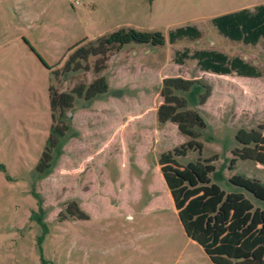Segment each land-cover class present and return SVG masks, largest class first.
Here are the masks:
<instances>
[{
	"label": "rangeland",
	"instance_id": "374dc122",
	"mask_svg": "<svg viewBox=\"0 0 264 264\" xmlns=\"http://www.w3.org/2000/svg\"><path fill=\"white\" fill-rule=\"evenodd\" d=\"M261 4L264 0H0V264H41L39 236L45 264H213L185 235L159 170L162 154L191 140L173 125L157 123L159 89L167 77L209 87L202 104L198 86L183 95L206 129L194 140L200 151L195 147L177 157L179 166L208 161L221 175L211 180L225 191L235 189L227 183L235 174L264 184V165L236 158L228 169L232 151L241 149L238 130L264 135V47L261 41L233 42L211 24L216 16ZM185 26H195L200 38L168 44V32ZM122 28L160 32L166 43H129L112 51L100 72L92 58L62 75L75 45ZM184 49L240 58L260 76L213 75L189 59L174 63L175 52ZM101 76L108 91L91 101L75 98L67 112L68 132L48 150V172L37 173L51 126L49 86L70 92ZM33 212H40L45 232L29 219Z\"/></svg>",
	"mask_w": 264,
	"mask_h": 264
},
{
	"label": "trees",
	"instance_id": "16d2710c",
	"mask_svg": "<svg viewBox=\"0 0 264 264\" xmlns=\"http://www.w3.org/2000/svg\"><path fill=\"white\" fill-rule=\"evenodd\" d=\"M211 24L218 34L244 45H255L259 41L264 47V4L253 8H244L225 13L211 19ZM200 31L195 26L179 27L168 32L167 42H175L200 38ZM129 43L161 47L166 43L160 32H140L133 28H122L107 36L99 37L87 44L75 45L73 52L62 66L61 73L68 76L82 69V63L95 59L93 69L100 72L104 69L107 56L112 51H119ZM195 61L200 71L213 75H236L243 78H258L259 72L237 57L228 58L215 50L184 49L175 52L174 63L181 65L184 60ZM59 75L58 71L53 72ZM196 86L203 94H199V104L209 96V87L194 80L180 77L162 79L159 95L161 104L156 110L159 125L171 124L178 135L191 139L185 146L173 152L162 154L158 161L160 173L170 193L175 211L187 238L197 243L213 264H264V184L254 178L235 174L227 183L235 189L225 191L218 182L221 175L208 161L188 162L181 167L177 157L185 156L186 151L200 146L194 140L200 136L206 124L199 112L188 107L189 103L183 95H190ZM108 91L104 77H98L87 86L78 85L70 92H58L55 87L48 88V103L51 113V126L46 139L45 149L39 158L35 171L45 175L51 166L49 148L56 145L58 139L69 130L67 112L72 108L76 97L91 101ZM240 150L232 151L234 158L229 160L228 169L232 170L236 158L254 161L264 165V135L259 131L240 129L235 135ZM3 170V167L0 166ZM9 179L8 176H6ZM40 207L39 195L31 193ZM258 203L256 205L251 199ZM261 204V205H260ZM40 209V208H39ZM40 213V212H39ZM32 213L31 221H36L45 232L40 221V214ZM38 237L37 247L41 264V242Z\"/></svg>",
	"mask_w": 264,
	"mask_h": 264
}]
</instances>
